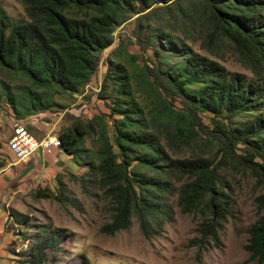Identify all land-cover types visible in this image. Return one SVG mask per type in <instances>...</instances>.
<instances>
[{
    "label": "trees",
    "instance_id": "obj_1",
    "mask_svg": "<svg viewBox=\"0 0 264 264\" xmlns=\"http://www.w3.org/2000/svg\"><path fill=\"white\" fill-rule=\"evenodd\" d=\"M21 3L25 19L13 20L0 9V107L4 98L19 119L66 108L53 96L74 98L95 73L100 52L113 43L114 28L141 13L134 30L144 44L139 65H133L137 55L122 50L120 42L113 54L132 61L105 59L96 94L108 110L110 129L100 114L73 115L56 134L60 150L84 167L76 177L81 190L99 191L107 202L109 220L99 232L113 235L133 218L143 237L159 235L171 218L166 198L176 193L179 211L198 216L187 246L198 253L217 246L231 215L229 169L250 176L259 189L253 197L256 217L245 229L247 256L240 264L263 262L264 0ZM160 15L165 16L161 27L147 25ZM174 27L181 36L194 30L206 52L228 49L251 78L193 51L170 31ZM146 50L149 56H143ZM4 78L22 81L20 95ZM136 92L146 103L135 100ZM88 136L94 150L83 146ZM182 150L186 157L171 156ZM36 194L69 199L48 189ZM8 212L19 225L27 221L13 209ZM66 236L63 228L40 226L18 264H43L46 251L58 250Z\"/></svg>",
    "mask_w": 264,
    "mask_h": 264
},
{
    "label": "rangeland",
    "instance_id": "obj_2",
    "mask_svg": "<svg viewBox=\"0 0 264 264\" xmlns=\"http://www.w3.org/2000/svg\"><path fill=\"white\" fill-rule=\"evenodd\" d=\"M0 9L13 20L25 19L21 0H0ZM139 14L141 13L131 15L114 28L113 43L100 52L95 73L79 93L73 94L74 98L53 96L55 101L66 108L56 109L59 111L54 112H39L19 119L3 98L0 107V264H18V259H23L31 248L40 226L60 227L67 233L58 250L46 251L43 264H240L246 258L247 254L243 249L247 236L245 229L256 217L253 197L259 192L253 179L246 174L241 175L228 169L226 177L231 187V215L219 231L220 243L198 253L195 246L186 244L195 235L194 227L198 216L179 211L176 193L166 198L171 218L163 223L159 235L143 237L133 218L127 229L105 235L99 232V227L109 220L107 202L99 191L87 194L81 190L76 177L84 167L76 165L70 155L64 153L60 155L62 167L58 170L53 171V168L40 165L32 167L27 158H17L7 147L13 121L23 124L35 138L45 134L56 137L73 115L84 119L100 114L110 129L105 116L108 110L96 93L107 57L123 61L126 65L132 61L125 55L121 57L113 54L119 42L120 48L126 53L137 55L133 65L137 66L141 62L140 46L144 44L134 37ZM164 20L165 16L160 15L158 18H150L147 25L155 29L161 27ZM170 31L193 51L222 64L228 72H238L246 80L251 78L248 69L228 49L220 48L216 53H209L201 48L200 39L194 30L191 29L185 36H181L182 30L176 27ZM155 43L158 44L157 41ZM150 52L146 50L143 56H149ZM4 80L12 86L14 95H20L22 81ZM135 100L146 103V97L141 92H136ZM83 146L95 149L91 136L84 139ZM187 154L182 150L171 156L186 157ZM61 163L56 164L60 166ZM41 189H48L56 194L63 192L69 199L58 202L53 198L39 197L36 193ZM10 209L25 215L27 221L23 225L15 223L9 215ZM244 264L255 262L247 261ZM260 264H264V261Z\"/></svg>",
    "mask_w": 264,
    "mask_h": 264
},
{
    "label": "built area",
    "instance_id": "obj_3",
    "mask_svg": "<svg viewBox=\"0 0 264 264\" xmlns=\"http://www.w3.org/2000/svg\"><path fill=\"white\" fill-rule=\"evenodd\" d=\"M11 131L7 140L8 149L17 158H27L38 147L47 148L50 145L55 146V136L45 135L37 140L27 128L18 121L11 123Z\"/></svg>",
    "mask_w": 264,
    "mask_h": 264
},
{
    "label": "crops",
    "instance_id": "obj_4",
    "mask_svg": "<svg viewBox=\"0 0 264 264\" xmlns=\"http://www.w3.org/2000/svg\"><path fill=\"white\" fill-rule=\"evenodd\" d=\"M45 135H47V134H45ZM44 136L40 135L36 139L39 140ZM62 153H64V152H62L60 150V148L58 147V144L56 143V146L50 145L47 148L38 147L35 151H33L27 157V159L29 160L28 161L29 165L32 167L40 165V166L53 168V171H54V170H58L59 167H62V163L60 162V155ZM56 163H61V165L59 166Z\"/></svg>",
    "mask_w": 264,
    "mask_h": 264
},
{
    "label": "bare ground",
    "instance_id": "obj_5",
    "mask_svg": "<svg viewBox=\"0 0 264 264\" xmlns=\"http://www.w3.org/2000/svg\"><path fill=\"white\" fill-rule=\"evenodd\" d=\"M56 139H57V138H55V146H56Z\"/></svg>",
    "mask_w": 264,
    "mask_h": 264
}]
</instances>
